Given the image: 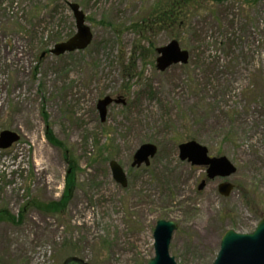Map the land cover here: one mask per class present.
<instances>
[{
  "label": "rangeland",
  "instance_id": "rangeland-1",
  "mask_svg": "<svg viewBox=\"0 0 264 264\" xmlns=\"http://www.w3.org/2000/svg\"><path fill=\"white\" fill-rule=\"evenodd\" d=\"M71 4L93 39L55 56L76 33ZM172 40L188 62L158 71L156 49ZM105 97L124 103L101 122ZM4 130L20 138L0 150V264H147L158 220L177 225V264H212L226 231L251 233L264 217V0H0ZM190 141L235 173L207 179L179 158ZM143 144L157 154L133 168ZM66 159L75 186L61 212L44 211L64 195Z\"/></svg>",
  "mask_w": 264,
  "mask_h": 264
},
{
  "label": "water",
  "instance_id": "water-1",
  "mask_svg": "<svg viewBox=\"0 0 264 264\" xmlns=\"http://www.w3.org/2000/svg\"><path fill=\"white\" fill-rule=\"evenodd\" d=\"M241 1V0H234ZM76 23V33L68 40L58 43L50 53L55 56L64 55L76 51L85 50L92 42L93 35L85 23V17L79 7L70 5ZM158 57L155 60L158 71H165L173 65H185L188 62L189 54L181 50L177 41L172 40L166 46L157 48ZM112 103L123 104V100H114L105 97L97 103L100 121L104 122L107 114V107ZM20 136L10 130L0 132V150H7L18 142ZM157 148L152 144H143L134 153L131 166L139 168L149 166L150 160L156 155ZM179 158L187 161L192 166L205 167L208 179L228 178L235 173L234 166L225 157H209L207 149L194 141L179 145ZM112 178L121 187L127 186V178L123 169L115 162L109 163ZM206 181L198 185V191L204 189ZM233 190L230 183H221L218 186V193L222 197H228ZM177 225L172 221L158 220L153 231V257L147 264H177L169 254V245L172 234ZM62 264H88L86 261L69 257ZM212 264H264V217L258 222L251 233L241 234L228 230L223 235L219 251Z\"/></svg>",
  "mask_w": 264,
  "mask_h": 264
},
{
  "label": "trees",
  "instance_id": "trees-1",
  "mask_svg": "<svg viewBox=\"0 0 264 264\" xmlns=\"http://www.w3.org/2000/svg\"><path fill=\"white\" fill-rule=\"evenodd\" d=\"M178 2H176L174 5L173 4H170L168 5L169 8H176L178 5H177ZM171 14L172 13H168V14H164L163 15V18H167V20H170L171 18H173V15L172 14V17H171ZM145 22V21H144ZM43 110H42V118H43ZM46 119V118H45ZM45 137L47 139L48 142H50V144L54 145V146H57V147H60V148H63L62 144L59 143L53 136L52 134V131L46 127V131H45ZM67 160V164H68V171H67V174H66V178H65V191H64V195L61 197V199L56 202V203H51L44 208V211H47V212H61V209L63 208V204H66L67 200L69 199L70 197V193H71V190L74 188L75 186V166H74V162H71L69 161L68 159Z\"/></svg>",
  "mask_w": 264,
  "mask_h": 264
},
{
  "label": "flooded vegetation",
  "instance_id": "flooded-vegetation-1",
  "mask_svg": "<svg viewBox=\"0 0 264 264\" xmlns=\"http://www.w3.org/2000/svg\"><path fill=\"white\" fill-rule=\"evenodd\" d=\"M194 167V166H193ZM202 168H204L205 169V173H206V168L205 167H202ZM206 177H207V175H206ZM206 186V185H205Z\"/></svg>",
  "mask_w": 264,
  "mask_h": 264
}]
</instances>
